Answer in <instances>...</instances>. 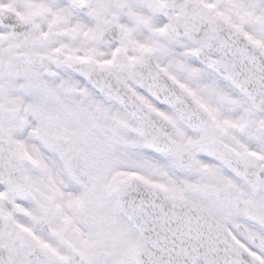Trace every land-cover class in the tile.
Returning a JSON list of instances; mask_svg holds the SVG:
<instances>
[{"label":"snow or ice","instance_id":"snow-or-ice-1","mask_svg":"<svg viewBox=\"0 0 264 264\" xmlns=\"http://www.w3.org/2000/svg\"><path fill=\"white\" fill-rule=\"evenodd\" d=\"M0 264H264V0H0Z\"/></svg>","mask_w":264,"mask_h":264}]
</instances>
